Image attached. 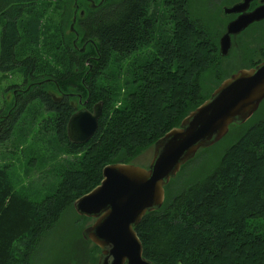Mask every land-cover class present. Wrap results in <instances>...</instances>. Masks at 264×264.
<instances>
[{"label":"trees","instance_id":"16d2710c","mask_svg":"<svg viewBox=\"0 0 264 264\" xmlns=\"http://www.w3.org/2000/svg\"><path fill=\"white\" fill-rule=\"evenodd\" d=\"M72 3L0 0V69L19 68L40 80L1 122L0 159L6 144L10 148L0 162V264H31L43 238L74 212L72 202L100 183L103 166L131 160L235 69L222 63L218 33L212 35L186 12L189 0L182 5L166 0L162 24L149 14L148 0H109L87 8L75 22L77 45L87 42L84 52L76 51L74 35L64 32ZM51 6L62 13L60 26L46 12ZM98 55L85 88L73 68L80 70L77 65ZM18 57L25 59L19 63ZM48 76L64 84L54 90L71 98V93L88 96L89 109L102 100L87 142L68 140L65 126L73 108L65 98L56 103L48 97ZM52 168L46 170L49 182L42 179L26 192L23 184L29 186L31 172ZM47 184L51 191L43 194ZM83 223L73 222L80 228L59 264H95L98 248L81 237ZM135 230L143 256L155 264H175L178 258L186 264H264V100L252 117L232 125L219 142L181 167L165 186L162 206Z\"/></svg>","mask_w":264,"mask_h":264},{"label":"water","instance_id":"95a60500","mask_svg":"<svg viewBox=\"0 0 264 264\" xmlns=\"http://www.w3.org/2000/svg\"><path fill=\"white\" fill-rule=\"evenodd\" d=\"M103 0H83L79 8L73 0V15L65 34L72 33L73 47L84 52L86 43L77 45V18L82 19L86 8L98 7ZM79 8V9H78ZM230 8V7H228ZM264 12H253L250 19H261ZM234 26L238 21L233 22ZM235 29L228 25L219 41V54L225 56L231 47ZM89 43L95 44L90 39ZM100 56L93 59L98 61ZM56 93V91H54ZM60 101L64 93L56 97ZM264 99V60L250 68H241L223 78L209 97L188 111L180 122L164 135L126 162H112L102 168L101 180L89 192L76 198L72 207L84 218L81 237L88 247L98 248L95 264H155L143 256L142 243L135 227L148 213L158 210L165 200V186L175 179L181 167L201 150L220 141L232 125L252 117ZM88 96L69 102L73 108L66 122V135L73 144L87 142L95 133L102 112V100L91 109L86 107ZM142 163V165L137 164ZM64 264H73L66 262ZM176 264H183L180 259Z\"/></svg>","mask_w":264,"mask_h":264},{"label":"flooded vegetation","instance_id":"af4514ba","mask_svg":"<svg viewBox=\"0 0 264 264\" xmlns=\"http://www.w3.org/2000/svg\"><path fill=\"white\" fill-rule=\"evenodd\" d=\"M108 1L109 0H103L100 7L105 6ZM148 1L149 5H154L153 11H148L149 14L156 23L158 21L160 24L164 18L162 15L167 11L165 6L166 0ZM181 1L182 0H180L179 5H182ZM188 6L189 7L186 12H189L191 14L194 23L201 26H208L210 33L214 36L218 33V46L221 36L225 33L228 25L232 24L235 32L229 35L231 47L229 49L228 55L223 56V64L233 63V68H235L234 71H236L240 68H243L237 67L239 64H248L250 66H255L264 60V17H262L261 19H250V15L253 12H264V0H189ZM235 21H238L237 26L233 25V22ZM92 58L93 56H89L87 59H85L82 66L77 65L80 70H78L77 67L73 68L75 74H77L80 78V81L82 79L81 82L82 84H84L85 88L86 85L84 83V78L89 72L92 71L94 62ZM24 59L25 57H18L16 61L20 63ZM17 69L19 70V68ZM35 76L36 75L33 73L24 76L19 70L18 81L5 87L2 106H0V127L1 122H3L7 114L12 111L13 107L17 105L22 96L30 92V85L32 83L40 81L39 78L35 79ZM47 78L49 79H44L49 80L46 84V87L44 88V91L46 92L48 97L51 98L52 102H61L62 100H64V98L67 99L68 102L73 100L77 101L76 99L78 97V94L81 93H71L75 94L73 98H71L72 95L64 94L60 101H54L53 96H50L48 91L50 90L51 92H53L55 94L54 97H56L61 92L54 89H61L64 84H57L56 82L58 79L52 76H48ZM27 90L28 92L24 93ZM54 91H56V93ZM7 104L9 105L6 106ZM180 260L183 264H186L182 259Z\"/></svg>","mask_w":264,"mask_h":264},{"label":"rangeland","instance_id":"374dc122","mask_svg":"<svg viewBox=\"0 0 264 264\" xmlns=\"http://www.w3.org/2000/svg\"><path fill=\"white\" fill-rule=\"evenodd\" d=\"M54 3V2H53ZM154 9V5L150 4L149 5V12H152ZM46 12H52L51 19L54 24H57L60 26V23H62V18H61V12L59 15L54 14V12H59V10H56L52 6L48 9ZM49 16L43 19V21H48ZM165 20L162 21L164 23ZM161 23V24H162ZM0 34H1V24H0ZM44 57V56H43ZM50 61L51 58H47ZM19 79V70H11V71H2L0 69V106H2V101H3V96L5 94V87L9 84L15 83ZM121 82H117V86L120 85ZM44 110V109H42ZM43 112V111H42ZM217 146V145H216ZM215 146V147H216ZM10 148V144H6V146L3 148L1 152V159L0 162L6 161L8 159L7 152ZM223 147H219V151H221ZM208 154V153H206ZM199 161V160H198ZM197 161V162H198ZM142 165V163H137ZM54 168V167H53ZM52 169H45L42 173L40 172H31L29 177L26 179L25 184L30 183L28 187H26L24 184L23 186L26 189V192L34 186V185H40V181L43 179L44 182H49L52 176L46 172H53ZM22 184V183H21ZM51 191L49 185L47 184L46 189L43 194ZM80 218V223L84 222V220H81L82 217H79L78 215L74 214V212L70 211V214H67L64 216L62 219L61 223L57 227L56 231L49 233L47 236L43 238L41 241L40 245L38 246L36 252H35V257L33 258V261L31 264H59L62 261V254H63V249L67 243H69L70 239L72 236H75L76 232L79 231V228H75L73 226V222L76 219ZM83 225V224H82ZM78 229V231H77ZM68 249V248H65ZM230 249V248H229ZM207 251V250H206ZM207 254V253H206ZM197 264H201L198 262Z\"/></svg>","mask_w":264,"mask_h":264}]
</instances>
